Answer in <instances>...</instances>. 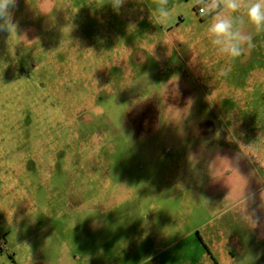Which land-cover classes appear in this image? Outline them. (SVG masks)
Wrapping results in <instances>:
<instances>
[{
	"label": "rangeland",
	"instance_id": "374dc122",
	"mask_svg": "<svg viewBox=\"0 0 264 264\" xmlns=\"http://www.w3.org/2000/svg\"><path fill=\"white\" fill-rule=\"evenodd\" d=\"M201 7L0 19V264H264V31L228 57Z\"/></svg>",
	"mask_w": 264,
	"mask_h": 264
},
{
	"label": "clouds",
	"instance_id": "9594fccd",
	"mask_svg": "<svg viewBox=\"0 0 264 264\" xmlns=\"http://www.w3.org/2000/svg\"><path fill=\"white\" fill-rule=\"evenodd\" d=\"M167 0H161L166 3ZM204 3L200 8V16L205 17L217 10V14L207 28L210 42L218 46L219 53L228 57L237 58L244 52V46L251 48V37L241 31L233 30L234 14L241 8L246 11L248 21L255 26L257 32L264 31V0H198ZM17 0H0V19L8 20L11 18V9L16 7ZM116 6L123 3V0H114ZM171 14L168 11L161 10L160 17L162 22H166ZM243 23V21H241ZM4 25H0L3 28ZM11 30V26H8ZM255 226V223H253Z\"/></svg>",
	"mask_w": 264,
	"mask_h": 264
},
{
	"label": "flooded vegetation",
	"instance_id": "af4514ba",
	"mask_svg": "<svg viewBox=\"0 0 264 264\" xmlns=\"http://www.w3.org/2000/svg\"><path fill=\"white\" fill-rule=\"evenodd\" d=\"M3 248H4V242L3 240L0 239V250H3Z\"/></svg>",
	"mask_w": 264,
	"mask_h": 264
},
{
	"label": "built area",
	"instance_id": "2783aa9c",
	"mask_svg": "<svg viewBox=\"0 0 264 264\" xmlns=\"http://www.w3.org/2000/svg\"><path fill=\"white\" fill-rule=\"evenodd\" d=\"M200 10V9H199ZM200 13V11H198Z\"/></svg>",
	"mask_w": 264,
	"mask_h": 264
}]
</instances>
